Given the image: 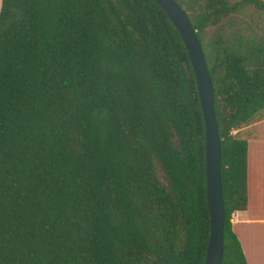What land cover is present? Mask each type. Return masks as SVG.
<instances>
[{
	"label": "trees",
	"instance_id": "1",
	"mask_svg": "<svg viewBox=\"0 0 264 264\" xmlns=\"http://www.w3.org/2000/svg\"><path fill=\"white\" fill-rule=\"evenodd\" d=\"M212 82L222 264H247L242 126L264 118V0H174ZM204 127L154 0H0V264H204Z\"/></svg>",
	"mask_w": 264,
	"mask_h": 264
},
{
	"label": "water",
	"instance_id": "2",
	"mask_svg": "<svg viewBox=\"0 0 264 264\" xmlns=\"http://www.w3.org/2000/svg\"><path fill=\"white\" fill-rule=\"evenodd\" d=\"M166 13L186 48L195 77L204 127L205 192L209 222L204 264H222L224 205L221 185V144L214 111V94L203 50L187 14L174 0H154Z\"/></svg>",
	"mask_w": 264,
	"mask_h": 264
},
{
	"label": "crops",
	"instance_id": "3",
	"mask_svg": "<svg viewBox=\"0 0 264 264\" xmlns=\"http://www.w3.org/2000/svg\"><path fill=\"white\" fill-rule=\"evenodd\" d=\"M241 139L247 142V207L232 214L231 226L247 264H264V118L250 123Z\"/></svg>",
	"mask_w": 264,
	"mask_h": 264
},
{
	"label": "rangeland",
	"instance_id": "4",
	"mask_svg": "<svg viewBox=\"0 0 264 264\" xmlns=\"http://www.w3.org/2000/svg\"><path fill=\"white\" fill-rule=\"evenodd\" d=\"M235 136L242 138L243 136H247V127L242 126L241 128H239L237 131L234 132ZM262 253H264V250L261 249ZM261 253V252H260ZM261 253V254H262ZM263 258V257H262Z\"/></svg>",
	"mask_w": 264,
	"mask_h": 264
},
{
	"label": "built area",
	"instance_id": "5",
	"mask_svg": "<svg viewBox=\"0 0 264 264\" xmlns=\"http://www.w3.org/2000/svg\"><path fill=\"white\" fill-rule=\"evenodd\" d=\"M231 220H232V215H231V217H230V222H231Z\"/></svg>",
	"mask_w": 264,
	"mask_h": 264
}]
</instances>
